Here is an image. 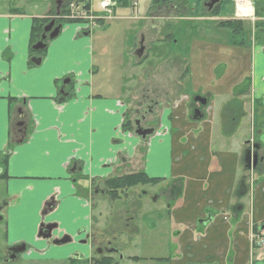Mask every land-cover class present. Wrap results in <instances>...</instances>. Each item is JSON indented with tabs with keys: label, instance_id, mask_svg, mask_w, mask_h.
Returning <instances> with one entry per match:
<instances>
[{
	"label": "crops",
	"instance_id": "0c3cea01",
	"mask_svg": "<svg viewBox=\"0 0 264 264\" xmlns=\"http://www.w3.org/2000/svg\"><path fill=\"white\" fill-rule=\"evenodd\" d=\"M242 1L248 5L254 0ZM143 2L144 0L139 3L138 9H142ZM198 3L199 0L190 1L189 5L193 10L190 16L198 15ZM230 3V0H222L218 4L220 9L214 17L215 20H231L233 17H239L234 3V11L231 15L229 14V8L232 7L229 6ZM8 13L0 15V20H2L0 27L2 41L0 47V155L6 157L5 168L4 171L2 170L5 176H0V200L8 196L12 208L6 217L2 214V222H7V226L6 224H0V226H3L7 231L8 242L23 239L25 242H33L35 245L43 246L44 240L36 239L37 222L41 220L43 200L48 195L55 194L58 201L57 207L46 220L58 222L59 229L57 232L59 235L65 231L73 237V240L67 244L51 246L49 249L55 253L53 258L60 264L72 252L88 251L87 246L78 243L81 236L78 237L74 232L75 229L87 227L88 222H90L89 217L92 216L93 211L90 198H94V194L86 188L85 183L81 184V180L71 182V173L74 176L80 170L69 171L66 161L71 156L76 160H82L85 163L83 171L90 175L103 171L100 169L101 159L98 157L105 156V149L111 137L110 125L117 122V118L114 115H109L110 110L107 109L109 107L114 110L116 109L115 105L105 98L111 99L119 94L120 85L118 84L116 87L115 81L116 78L118 80L121 70H118V66L116 68L115 62L112 60L114 64L110 66V70L114 71H110L107 75L104 73L100 83L94 84L96 83L95 73L92 71L95 64L89 50V39H87L88 44L85 48L82 50L74 49L76 47L73 46L80 41V36L75 35L77 33V29H75L74 37L70 38L74 41H70L73 48L71 49L69 46L67 48L68 41H63L61 48L66 50V53L61 54L54 62L48 64L54 70L48 75L47 81L50 90L39 91L43 88L44 81L37 82L32 88L37 92L31 90L29 82L24 76L25 73H23L26 68L23 57L27 59L24 56V49L23 55H21V66L16 64L10 66V59L6 62L3 57L4 52L8 49L7 44L18 42L12 34L11 23L16 28H22V23L19 21L24 16V19L28 18V15ZM239 19L242 22L243 20L250 22L245 17H239ZM197 22L198 20L193 21L189 28H195ZM150 27L158 30L155 25ZM24 31L26 36L28 35L29 45V25L24 26ZM186 31L188 28L183 32V35ZM191 32L194 33V30ZM250 35H254L252 29ZM5 36H7L6 40L3 39ZM81 36L84 37L85 35L81 34ZM125 38H127L126 30ZM205 42L203 41V43ZM188 45L190 44L188 43ZM248 46L253 48L251 53V86L254 90L264 94V44L259 45L254 39H250ZM15 55H18L17 52ZM192 63L190 60L189 67ZM69 72L78 73L80 76L78 83L74 88H71L67 95H61L58 92V82ZM107 76H112V79L107 80ZM253 77L255 80H252ZM102 80H105L104 84H102ZM81 82L85 83L80 85ZM20 94L22 97L18 100L17 95ZM100 94H105V96ZM13 101L15 102L14 105ZM17 109H21L31 122V135L24 143H18L17 138L14 137L15 127L13 124ZM9 139L12 143L9 142ZM261 139L264 143V133ZM11 146L12 149H10ZM155 148L159 149V146H155ZM6 149L10 153H6L8 152H5ZM92 156L93 163L89 159ZM159 158L161 163L166 161L172 165L173 157L164 151V146L160 148ZM189 159H191L190 156ZM218 159L222 170L232 172L233 181L227 183L230 186V193L231 186L236 185L239 180L233 173H236L235 166L239 164L240 159L237 152L222 155ZM0 160L2 159L0 158ZM159 163L157 160L149 163L148 168H146L149 176L152 170H159L156 168ZM167 166L168 164L164 173L166 175H168ZM238 169L240 167H237ZM198 171L200 169L191 171L195 183H198L196 179L201 181L203 178L205 180L204 177L198 175ZM204 171L208 174L207 168ZM158 174L163 173L158 172ZM260 174L249 189L247 188L241 194L235 193L233 197H231L232 195L229 197V193L220 197L222 187H226V185H219L216 181L218 179L215 177V186L218 189L215 203V199L212 197L210 200L204 198L197 205L188 204V196L192 195L193 192H191L190 184L182 178L183 185H185L182 186L183 191L181 190L186 201L184 206L172 208L169 211L172 217L171 219L168 216L169 226L161 219L152 223L155 227L151 231L158 229V235L153 237L149 243L155 249L160 248L161 250L155 256L156 259H161V255L168 254L167 264H264V251L258 250L253 244L257 235L259 238H264V173L261 172ZM166 175L164 179L168 180ZM250 176L252 177V175ZM245 195H248L252 200V208L249 210L242 203V198ZM237 199L240 200L241 205L239 209L235 210L233 206ZM104 201H106L105 198ZM127 201L128 199L126 202L112 203L114 209L112 221L120 222L122 229L124 228L127 233L133 234V225L123 223V217L129 211L135 212L132 199L130 203ZM135 207L138 211L139 205ZM169 207L171 208L170 205ZM28 210L29 213H27ZM32 215L33 217L29 219L28 216ZM15 217L19 218L21 223L18 224ZM10 222H14L15 227L17 226L13 230L12 236L10 235ZM172 225L173 229H171ZM172 232H175L174 241Z\"/></svg>",
	"mask_w": 264,
	"mask_h": 264
},
{
	"label": "rangeland",
	"instance_id": "374dc122",
	"mask_svg": "<svg viewBox=\"0 0 264 264\" xmlns=\"http://www.w3.org/2000/svg\"><path fill=\"white\" fill-rule=\"evenodd\" d=\"M69 0H0V15L2 14H9L11 10H17V12H20L21 15H28V18L24 19L22 17V20L19 21L22 23V28H16L11 23V29L12 34L16 37L18 40L17 43H10L8 45V49L4 52L3 57L6 62L8 59H10V66H13V64L21 66V55H23V49H24V56L27 57L24 60V66H26L25 70H23L24 76L27 78L29 82V87L31 90L37 92L36 90L32 89L34 88V85L37 82L44 81L45 84L43 88L39 91H49L50 85L48 80V75H50L54 70L50 68L48 65L51 62H54L61 54H65L66 50H63L61 48L63 41H68V46L71 47V42H74L70 40L74 37L75 29H77L76 36H80L79 43H77L74 49L82 50L87 46V39H89V50L91 53V56L93 57V63L96 64L97 67L100 66H106V68H109L112 64V57L113 55H116L117 50H114L113 46L117 45V41L120 40L123 35V30H120V27H123L130 30L133 33V39H136L139 35V30L136 28L142 27L144 31L146 32V36L154 37V35H151V32L148 30V27H145V23L141 20H138L137 17H139L138 13L140 12H148V11H165V9L171 8L169 5H174L170 9L169 15H164L165 17L172 16L173 14L179 15L180 14V5L179 1L183 2V0H171V2L166 5L162 6L160 4H154L152 5V0H144L142 3V9L134 8L133 4L130 3V6L128 5V0H125L122 4V7L118 5V1L122 0H116L117 6L115 7L113 17H117L118 19H121V21H115L113 22L109 27L110 31L108 32L107 24L103 25H97L96 27L92 28L91 33L88 36L82 37V31L86 28V24L83 22H77V23H69L66 21H69L67 19H63L59 17L60 9L63 7V3L67 2ZM86 2H99L100 0H83ZM233 0H230V4L232 7L229 8V14L231 15L234 11V2ZM59 2V3H58ZM142 0L140 1V3ZM242 4V3H238ZM188 5V4H187ZM166 7V8H165ZM15 8V9H13ZM237 10V7H236ZM198 17H205L208 15L207 10L203 8H199L197 10ZM12 13V12H10ZM58 13V14H57ZM58 15V17H57ZM145 13H142L140 17L144 16ZM189 15V13H188ZM229 15V16H230ZM44 19V22L48 24L51 20L55 21V24H61L62 29L60 34H58L57 37L53 39H47L46 40V48L44 52L37 53L38 51H35L32 49V46L38 42L36 41L31 46L28 45V35L26 36L25 31L23 32L24 26L27 24L31 25V19ZM236 18V17H233ZM157 18L154 17V20ZM237 19V18H236ZM222 20H215L211 22H206L205 18H202V20H198L196 23V27L194 29V33L191 31H186L185 35L181 34L180 32L176 30H180V25L169 23V20L164 21L163 27L164 32H167V29H171L175 31V39H173L172 43L168 40L165 42L163 41H157L155 45H153V50L149 52V54L156 53V56H159L160 58H163L162 56L171 50L178 51L181 46H183L185 43L191 44L193 41H196L199 43L195 47V50L192 51L187 50L185 51V56L191 60V55L198 52L199 47L205 46L204 48L209 47L207 49L210 50V55H207L204 59V67H206V70L208 69V72L205 71V68L203 69L205 71V75L211 77L212 75V66L213 64L218 60L223 61L225 60L224 56L220 55V52H222L221 48H231L229 40V30L225 28H219L217 27L218 23ZM169 23V24H168ZM45 24V25H46ZM217 24V25H216ZM155 26H160L157 24V21H154ZM216 25V27H215ZM243 25L247 29H252V24L249 21L243 20ZM2 26V20H0V27ZM21 26V25H20ZM126 31V34L128 35L129 32ZM113 32L115 34H113ZM254 34V30L252 31ZM41 36V35H40ZM250 38H248V41L251 39H254V35H249ZM245 37L247 35H243V42H245ZM7 36L3 37V39L6 40ZM123 44V57L121 61V72H120V78H125L124 80L116 78V87L119 84L123 89L121 90L123 97H129L130 93H128L129 87L133 86V83H128V80L133 76L135 79L139 78L138 75H144L146 72L149 71L146 68V60L142 58L139 60V62H136L137 58L133 54L132 58V50L128 49L126 50V46L128 44L127 38L121 39ZM206 41L202 45L201 42ZM24 43V44H23ZM2 45L1 36H0V47ZM71 47V49L73 48ZM78 47V48H77ZM246 48V47H245ZM206 50V51H207ZM15 52H17L18 55H15ZM131 52V53H130ZM249 52V51H247ZM99 53L100 56L97 54ZM155 59H151L152 64H154ZM34 60H40L39 64H35ZM42 61V63H41ZM116 59H114V62ZM136 62V63H135ZM141 62V63H140ZM232 62V59L231 61ZM139 66H134L135 64H139ZM191 67V66H190ZM246 67V66H245ZM115 69V68H114ZM237 69L234 67V64L230 63L229 68L226 70V72L223 74V76L218 80L217 84L219 87L216 89V91H213L209 87L211 86L208 82H206L205 88L208 90L213 91V109L211 112V125L212 127L207 126L208 128L205 130L201 129L199 131H194L197 124L192 123L188 126V128L182 132L180 135L172 136L170 141L172 144V147L175 148L174 151V160L172 161V165L170 162L163 161L161 163L160 160V168L159 172L162 171L163 174H158L157 172L153 171L150 173V178H160L161 180L156 183L155 185H142V191L147 193L146 195L142 196V199H138L139 202L142 204L141 209L137 211L135 207V198H139V192L140 189H134L133 193V210L135 212L129 211L124 217L123 223H126L128 225H133V234L128 233V236L125 231L121 228L120 222H113V215H114V209L112 208L113 205L109 201H104V198L101 197L100 194H97L94 196V198H90V201L92 203L93 211L92 216L89 217L90 222H97L96 227L102 231L101 239L102 241H106L109 244L113 243L115 245H118L119 249H121V257L119 255H113L111 259V264H167L166 259H168L169 255L160 256L161 259H156L157 253H159L161 250L160 248L155 249L150 245V240H152L153 237L158 235V229L155 231H151L152 228L155 227L153 222H157L158 219H161V221L166 222V225L169 226L170 222L168 221V216L172 219L171 215L169 214V211L172 210V208L182 207L184 206V203L186 202L182 191H180L179 188V181L182 182L184 178L186 182L190 184L192 195H189L188 204L190 205H197L199 204L204 198H207L210 200L212 197L215 199L214 203L216 201V197L218 195V189L215 186L216 181L219 185H226V187H222V194H220V197L222 195H225V193H229L230 186L227 183H232L233 181V175L232 172H227L226 170L221 169L220 160L218 159L222 155H230L234 152H239V150H242V146L245 144V141L248 139V136L252 132V118L250 122V117L247 115L245 116V119L242 121V123L239 124V127L234 133L229 137L230 132L229 129H220L216 126L218 123L217 117L219 112V107L222 102L226 99V94L221 93L222 90H225V87L222 86H228L231 87L233 83H235L240 76V73H238ZM199 70H201L199 68ZM111 70L106 69L104 72L102 70V73L108 74ZM112 72V71H111ZM242 74L244 73V70L241 71ZM248 72V70H247ZM196 73V72H195ZM133 75V76H132ZM104 75L100 72L95 73V80L96 83H100L101 78ZM107 80L112 79V76H107ZM105 79V80H106ZM207 79L206 76L201 78V81H205ZM105 80H102V84H104ZM114 82V83H115ZM59 85H62V78L59 80ZM113 83V84H114ZM130 87V88H131ZM194 86H192L190 83L187 85V92L194 91ZM115 89V88H114ZM71 91V88L68 89V92ZM243 94L251 91V77H250V83L247 86V82L245 81V84L243 86ZM135 95L136 93L133 92ZM101 96H105V94H100ZM26 96V95H25ZM18 100L22 97V95H17ZM14 105V101L12 102ZM19 109H17L18 114ZM20 111H22L20 109ZM24 113V112H23ZM208 122V121H207ZM259 125L262 123V119L257 121ZM201 124V123H200ZM255 127H259V125L254 121ZM261 130L264 131V124L260 125ZM9 142L12 143L11 139H9ZM12 149V146L10 147ZM179 149V150H178ZM264 149V148H263ZM139 150L141 153H145L148 150L147 145L140 144ZM9 151L8 149L5 150ZM7 153V152H6ZM189 156L191 159H189ZM5 157V156H4ZM0 158L2 159V155H0ZM156 158V157H155ZM152 162L154 161V159ZM164 158V157H163ZM242 158V157H240ZM227 160V158H225ZM1 161V160H0ZM1 164V163H0ZM168 170V175L164 174L166 170V165ZM226 166V165H225ZM120 167V166H119ZM115 169V172L119 170ZM237 167H240V169L237 170ZM260 170H256V172L251 173L248 175H253L254 178H258L261 174V172L264 173V167L263 163L259 165ZM208 169V174L205 173L204 169ZM230 169V167H227ZM130 169V168H129ZM133 169V168H132ZM200 169L198 171V175L201 178V181L199 179H196L198 183H195L192 179V170ZM202 170V171H201ZM236 173H233L237 178H240V176L246 173L243 171L241 162L237 166H235ZM248 172H253L252 166L250 167V170H247ZM242 173V174H241ZM169 178V180H164V177ZM178 175V176H177ZM247 175V174H246ZM180 176V178H179ZM215 177L218 179L216 181ZM75 178L77 180H81V184L85 183L87 188V183L84 181L80 176L79 173L76 174ZM249 179L250 183V177H247V180ZM255 180V179H254ZM237 179L235 180V182ZM174 188L171 192L166 191V188L168 187ZM222 185V186H223ZM178 186V187H176ZM185 186V185H183ZM232 190L229 193V197H233L236 193V185L231 186ZM155 195V196H154ZM157 197L159 201L157 203H152L146 200L147 197ZM193 197V198H192ZM127 203H130L132 197L128 196ZM242 203L248 208H252V200L248 195L243 196ZM171 206V208L168 206ZM151 210V212L149 211ZM31 211V210H30ZM19 212V211H18ZM29 213V210L28 212ZM29 219L33 217L28 216ZM161 217V218H160ZM19 222V218L15 217ZM137 221V222H135ZM33 223V222H29ZM4 225V224H2ZM12 225V226H11ZM10 228V235L12 236L13 230L17 227H15L14 222L9 223ZM173 225L171 226V229H173ZM3 230L4 227L0 226V246L6 245L4 243L3 238ZM173 233V241L175 239V232ZM255 246L258 250L264 251V244H257V241L255 243ZM133 256V259L130 258Z\"/></svg>",
	"mask_w": 264,
	"mask_h": 264
},
{
	"label": "flooded vegetation",
	"instance_id": "af4514ba",
	"mask_svg": "<svg viewBox=\"0 0 264 264\" xmlns=\"http://www.w3.org/2000/svg\"><path fill=\"white\" fill-rule=\"evenodd\" d=\"M221 1L222 0H219V2L214 4L212 8L215 5H218ZM209 3L210 0H199L197 8L204 7L207 10V13H209L212 9L208 8L207 5ZM179 5V15L173 14L171 17L164 16L169 15L170 9L174 7V5H171V8L167 7L165 11H151L148 12L147 15L142 16V22L145 23V27H148L151 35H154V37L151 38L150 35L146 36V32L140 27L137 28V30H139V35L136 39H133L134 35L132 32L127 38L128 44L126 50H132V53H130L132 54V58L133 54L137 58L136 60L138 61L136 62H139V60L144 58L146 60L145 69L149 72H146L144 75H138L139 78L137 79L132 75L133 79L131 77L128 80V83H133V86H130L131 88L129 87L128 93H130V95L128 98L122 96L121 90L123 88L121 86L118 88V95L114 97L111 96L113 97L111 99L105 98L115 105L116 109L112 110L113 108L111 109L109 107H107V109L108 111L110 110L109 115H114L117 118V122L110 125L111 137L108 142L109 146L107 144L105 149V156L98 157V159H101L100 169L103 171L101 173L90 175L83 171L85 163L82 160H76L71 156L66 161V166L69 171L80 170L77 171L79 176L86 181L87 189L94 194V196L100 194L102 198H105L111 204L126 202L128 196L132 197L133 203L134 189H140L139 198H135V206L139 205V209H141L142 204L138 199H142V196L147 194L142 191L141 186L121 189L120 187H114L109 183L113 181L116 182L119 178L132 176L139 172H144L149 176L146 172V168H148L149 163L152 162L155 157L154 160H157V163H159L160 148L162 146H164V151H166L168 155H172L174 160V156H176L173 154L175 148L172 147L170 139L172 136L180 135L192 123L197 124L194 131H199L201 129L205 130L207 126L212 127L211 112L214 103L212 95H215L216 93L206 89L205 84L202 81H199L195 86L193 85L194 82L191 79L189 67L190 60L185 56V51L186 49H189V45L185 43L178 51L171 50L170 54L169 52L164 54L162 56L163 58L156 56V53L149 54V52L153 50V45H155L157 41L165 42L170 36H174L175 31L169 28L166 33L164 32L163 23L164 21H167V19H176L174 22L169 21V23L180 25V30L176 31L181 34H183L187 28L190 30L189 26L191 23L188 13H191L193 10L190 5L187 6L183 3H180ZM154 17L157 19L154 20ZM212 18L213 17H207V19ZM154 21H159L160 26H157L158 30L150 27L154 26ZM90 33V31H82V34L85 36H88ZM47 39L48 38H46L44 42H46ZM45 48L43 50H45ZM198 50L201 51V49ZM249 50L251 53L253 52V48L250 47ZM155 56L156 60L154 61V64H152V61L150 60L155 59ZM197 62H201V59ZM140 63L135 64L134 66H139ZM216 67L217 62L213 64L212 75L210 76L215 78V86L217 87V82L222 77L225 70L218 73V68ZM204 68L205 71L208 72V69L206 70V67ZM118 70H121L120 63L118 64ZM205 71L202 72V70H199L200 79L204 76L207 77V75L204 74ZM92 73L96 72L92 71ZM250 73H252L251 65ZM79 77L78 73L74 72H69L64 75L62 77V85H59V94L67 95L68 89L76 86ZM118 79H122L120 78V75ZM124 79L125 78L122 80ZM252 80H255L254 77ZM84 83L85 82H81L80 85ZM189 83L194 86V91L192 92H187L186 90ZM251 89L250 92L244 93L245 95H241L244 92L243 87L234 91L233 85L227 92L224 93L221 91V93L226 94L227 97L225 101L220 104L218 109L220 113H218L217 119L219 120L215 128L216 131L217 128L222 130L229 129L230 137L234 131L238 129L239 124L242 123L245 116L248 115L250 117V122L251 118L253 119L252 132L242 146V150H239V152L237 151L242 169L247 174L243 175L241 173L242 175L236 183L237 194L243 193L247 188L249 189L251 184H253V182L255 183L257 179L254 178L253 175L251 177L245 171V168L246 170H250L247 165L250 164V166H252L254 170L253 173L256 172V170H260V164L263 163L264 167V143L261 139L264 131L261 130L260 125L257 122L259 119H262L261 112L264 110V94L254 90L252 86ZM133 92L136 94L134 95ZM199 112L202 114V117L198 120L194 119L193 116ZM254 121L259 125L258 128L255 127ZM13 126L15 127L14 137L17 138V142H26L31 135L32 128L31 122L23 111L19 110L18 114L16 113V119ZM140 144L148 146L147 152H140ZM155 146H159V149H156ZM7 153H10V151ZM249 154H251V163L246 161ZM92 158L93 156L89 158L91 163H93ZM5 161L0 164L1 172L2 170L4 171ZM118 167L119 170L115 172V169H118ZM156 168L159 169L160 164L156 165ZM153 171L157 173L159 172V170ZM161 172L162 171L159 173ZM71 176V182L77 180L75 179L76 175L73 176V173H71ZM247 177H250V183L249 179L247 180ZM242 179L245 183L244 188L241 187ZM182 186L183 181L182 183L179 181L178 189L180 191L182 190ZM173 189L174 188H170L168 184L166 191L171 192ZM110 195L124 197L111 200ZM154 196L145 199L149 202L157 203L159 199ZM9 199L10 198L6 196L0 200V216L3 214V216L5 215L6 217L7 213L11 210L12 207ZM57 204L58 201L55 194L48 195L42 202L41 220L40 222H37L36 239L40 241L44 240L45 244L43 242V246L35 245L33 242H25L23 239L8 242V233L4 228L2 233L6 245L0 246V264H58V261L53 258L55 253L49 250L50 247L67 244L73 240V237L65 231H62L60 233L61 235H59V232H57L59 229L58 222L46 220L49 214H51V212L57 207ZM240 205V200L237 199L236 202L234 201L233 209H239ZM149 211L151 212V210ZM208 218H210V216H208ZM2 220L0 221V224H6L7 226V222H2ZM96 225L97 222H88L87 227L75 229L74 234L78 237L81 236L78 243L87 246L88 251L72 252L69 257L63 259L65 261L60 264H111L113 255H119L120 258H122L121 249H119L118 245L113 243L109 244L106 241L100 240L102 231L98 229ZM123 230L125 231L124 228ZM125 233L128 235L126 231ZM130 258L133 259V256Z\"/></svg>",
	"mask_w": 264,
	"mask_h": 264
},
{
	"label": "trees",
	"instance_id": "16d2710c",
	"mask_svg": "<svg viewBox=\"0 0 264 264\" xmlns=\"http://www.w3.org/2000/svg\"><path fill=\"white\" fill-rule=\"evenodd\" d=\"M191 0H183V2L179 1L180 3L183 4H190ZM126 2L125 0L122 1H118V5L120 7H122V4ZM171 2V0H152V5L154 6V4H160L162 6H166ZM130 0H128V5L130 6ZM140 3V2H139ZM253 4V9H254V14H255V21L253 22V29H254V40L257 44L259 45H263L264 44V0H254L252 2ZM187 5V6H188ZM63 7H61L60 12H62L65 8V4L62 5ZM134 6V4H133ZM170 6V5H169ZM143 8V7H142ZM15 9V8H13ZM220 7L218 5H215L211 11L208 13V17H216V15L219 12ZM10 12L15 13V14H20V12H17V10H11ZM150 12V11H148ZM146 12H142L145 13V15H147L148 13ZM141 14V13H140ZM190 15V13H189ZM139 20H143V19H139ZM213 19H210L209 22H211ZM115 21H121V19H118L117 17L112 18V19H108V20H98V25H103V24H107V29L108 32L110 31V25L115 22ZM69 23H77L78 21L75 20H69L66 21ZM190 22L192 23V21L190 20ZM45 22L44 19H31V26H30V31H29V45L31 46L32 44H34L36 41H38L40 39V35L42 33L43 27L45 26ZM217 25V24H216ZM217 27L219 28H225L227 30H229V35H230V47L231 48H221L222 52H220L221 56H224L225 60L220 61L218 60L217 62V67L218 68V73L222 72L229 68V64L232 63L234 64V67L237 69H240V67H242V69L238 71V73H240L239 79L233 83V90L236 91L240 88H242L245 84V81L247 82V86L250 83V77H251V73H250V65H251V51L249 50L250 46H248V38H250V33L251 30L245 29V26L243 25V22L241 19H231V20H222L221 22L218 23ZM137 29V28H136ZM195 28H191V30L193 31ZM120 30H123L122 38H125V28L123 29V27H120ZM128 29H126L127 31ZM190 30V31H191ZM128 32L131 33L130 30H128ZM113 34H115L113 32ZM131 34H126V37L128 38ZM243 35H247V37H245V42H243ZM121 38V39H122ZM118 40L117 41V45H114L113 48L114 50H117V53H115L116 55H113L112 60L114 61V59H116L115 61V66L117 68L118 64L121 63L122 61V57H123V44L122 41ZM173 39H175V36H170L168 41L172 42ZM202 45H205L203 42H201ZM199 45L198 42L193 41V43H191L189 45V50L191 49L192 51L195 50V47ZM212 45V44H211ZM210 45V46H211ZM209 46V47H210ZM205 46L199 47V49H201V51L198 50L197 53H194L191 55V61L193 62L191 67H190V72H191V79L194 82V86L196 84H198L199 81H201L200 79V74H199V68L202 70V72H204V59L206 58L207 55H210V50H207L209 47L204 48ZM246 47V48H245ZM207 50V51H206ZM249 51V52H247ZM44 52V50H39L37 53H41ZM98 56L99 53L97 54ZM94 55H92V60H93ZM199 59H201V62H197ZM232 59V62H230ZM114 62H112V66H113ZM117 64V65H116ZM246 66V67H245ZM226 68V69H225ZM106 69H110L106 68V66H100L97 67L96 64L93 66V71L94 72H100L101 75L104 74L102 73V70L105 72ZM242 70H244V73L242 74ZM248 70V72H247ZM114 71V70H111ZM196 72V73H195ZM224 72V73H225ZM107 75V74H106ZM223 76V75H222ZM205 85L206 82H208L211 86L209 87L210 89H212L213 91H216V89L218 88L215 86V78L214 77H209L207 76V79H205V81H202ZM225 90H222L224 93L227 92L229 90L230 87L228 86H224ZM261 116H262V123H264V110H262L261 112ZM262 123L260 125H262ZM6 160V157H3L1 160V163L4 162ZM245 171L248 173V171L245 168ZM5 176V173H2L0 175ZM161 179L160 178H150V176H148L147 174H145L144 172H139L136 174H133L132 176H128V177H123V178H119L116 182H110L109 184L114 186V187H120L121 189H126V188H136V187H140L142 185H155L156 183H158ZM243 180V179H242ZM245 183L244 180L241 182V187L244 188ZM124 196H119V195H110V199L111 200H116L118 198H122ZM256 229V228H255ZM173 247V245H172Z\"/></svg>",
	"mask_w": 264,
	"mask_h": 264
},
{
	"label": "built area",
	"instance_id": "2783aa9c",
	"mask_svg": "<svg viewBox=\"0 0 264 264\" xmlns=\"http://www.w3.org/2000/svg\"><path fill=\"white\" fill-rule=\"evenodd\" d=\"M138 0H131L132 4H136ZM238 0H236L237 2ZM117 6L116 0H100L96 8L93 5H88L86 2L71 0L67 3L65 12L62 17L68 20L81 21L86 24L87 28H91L100 19L110 18L113 15L114 8ZM237 8H239V15H244L248 11V17L254 20V15L252 9L249 11V7L241 8V5L236 3ZM257 244H264V240H257Z\"/></svg>",
	"mask_w": 264,
	"mask_h": 264
},
{
	"label": "water",
	"instance_id": "95a60500",
	"mask_svg": "<svg viewBox=\"0 0 264 264\" xmlns=\"http://www.w3.org/2000/svg\"><path fill=\"white\" fill-rule=\"evenodd\" d=\"M219 0H210V3L207 5L208 8H212V6L216 3H218ZM58 14V13H57ZM62 26L61 24L56 25L54 20H51L50 22H48V24H46L43 27V31L42 34L40 36V40L38 42H36L33 46L32 49L35 51H39V50H43L46 47V44L44 42V40L46 38L48 39H53L55 37L58 36V34L61 32ZM40 60H34V63L39 64ZM202 117V114L199 112L198 114L196 113L193 118L198 120ZM247 162L251 163V154H249V156L246 159ZM248 168H250V164L247 165ZM0 173H1V168H0ZM3 219V216H0V221Z\"/></svg>",
	"mask_w": 264,
	"mask_h": 264
}]
</instances>
